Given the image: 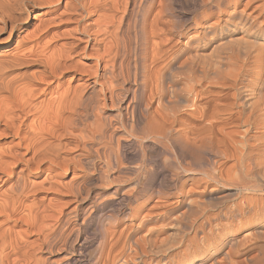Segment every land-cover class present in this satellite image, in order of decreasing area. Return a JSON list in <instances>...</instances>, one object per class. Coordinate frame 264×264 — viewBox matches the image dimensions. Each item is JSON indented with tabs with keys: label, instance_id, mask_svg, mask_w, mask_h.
Here are the masks:
<instances>
[{
	"label": "bare ground",
	"instance_id": "obj_1",
	"mask_svg": "<svg viewBox=\"0 0 264 264\" xmlns=\"http://www.w3.org/2000/svg\"><path fill=\"white\" fill-rule=\"evenodd\" d=\"M3 47L0 264H264V0H0Z\"/></svg>",
	"mask_w": 264,
	"mask_h": 264
},
{
	"label": "rangeland",
	"instance_id": "obj_2",
	"mask_svg": "<svg viewBox=\"0 0 264 264\" xmlns=\"http://www.w3.org/2000/svg\"><path fill=\"white\" fill-rule=\"evenodd\" d=\"M62 3H63V1H62ZM178 13H180V15H179L180 17H181V14H182V15L185 14V12L183 13V12H181V11H178L177 14H178ZM187 16H188V15H187ZM186 19H187V20L184 19V21H182V20H183V19H182V20L180 21L181 23L179 22L180 25H182V27L187 26V25L189 24V21H188V18H187V17H186ZM32 22H33V21H32ZM183 22H185V25H184ZM30 24H31V23H30ZM183 25H184V26H183ZM68 28L70 29V28H72V27L70 26V27H67L66 29H63V30H68ZM29 30H30V29H29ZM64 41H65V39L60 40V43H62V42H64ZM60 43H59V44H60ZM80 46H81V44H80ZM81 47H82V46H81ZM79 48H80V47H79ZM4 53H7V49L4 48V47H3V48H0V55H1V54L3 55ZM77 60H79L80 62L82 61V62H84V63H86V64L88 63V61H85L82 57H81V58H80V57H79V58L77 57ZM237 137H238V139L240 138L239 135H238ZM12 140H13V139H5V138L3 139V138H0V154L3 152V149L5 150V148L8 146V144H9L10 142H12ZM213 156H214V157H213ZM199 157H201V156H197V158L195 157L196 162H197V160H198V163L201 162L200 164H202V163L204 162V163H205V164H204L205 166H203V167H205V168H208V166L206 167L207 164L212 165V174H213L214 170H215L214 173H216V174H214V175H217V173H219V172L221 171L220 169H222L223 167H226L230 162H231V163L233 162L232 164H234V165L236 164V163H234L235 161L230 160L229 158H228L227 160H225V158H227V157H224V155H222V157H220V154H219V156L216 154V157H215V155L212 154V162H210L209 158H207L206 160H204L206 157H205L204 159H202L203 157H201V158H199ZM223 157H224V159H223ZM214 158H215V159H214ZM201 159H202V161H200ZM203 160H204V161H203ZM205 161H206V162H205ZM207 161H208V162H207ZM216 161H217V162H216ZM226 161H227V162H226ZM222 162H223V163H222ZM225 162H226V163H225ZM206 163H207V164H206ZM213 163H214V164H213ZM215 163H216V164H215ZM217 163H218V164H217ZM136 164H137V163H136ZM136 164L133 163L134 166H135ZM225 164H227V165H225ZM224 165H225V166H224ZM234 165H233V166H232V165H228V166L231 167V168H233V167L235 168V169L233 168V169H230V170H234V171H235V175L237 176V175H238V172H237L236 170H239V168L236 169L238 166H237V164H236V166H234ZM219 166H220V167H219ZM221 166H222V167H221ZM228 166L226 167L227 169H226V168H225V169L223 168L224 170L222 169L221 172H224L225 170H228V168H229ZM218 167H219V168H218ZM216 168H217V169H216ZM257 168H258V171H259L260 168H259V167H257ZM257 168H256V169H257ZM18 169H19V167L17 168V170H18ZM230 170H229L228 172L231 173L232 176H235V175L233 174L234 172H233V171H230ZM217 171H218V172H217ZM258 171H257V172H258ZM226 172H227V171H225V173H223V174H224V175L226 174V176H228L229 173L227 172V173H228V174H227ZM232 172H233V173H232ZM214 175H212V177H213ZM229 176H230V174H229ZM229 176H228V177H229ZM232 176H230L229 178H231ZM236 176H235V177H236ZM235 177H234V178H235ZM34 179H35V178H34ZM39 180H40V179H37V181H39ZM224 187H226V188H224ZM212 188L214 189V190L212 189V192L215 191V192H213V193H215V195H217V196H219V195H221V194L224 195V193L227 194V192L232 194V195H229V194L224 195V197L222 198V199H223L222 201H223V202H226V201H227V202H226L227 204H230L231 202L236 201V200L238 199L237 197H238L239 193H238V192H235V191H237V190H234L233 187H232V188H231V187H228V188H227V186H222L221 184H218V185H217V184H212ZM215 188H216V189H215ZM222 189H223V190H222ZM228 189H229V190H228ZM217 191H218V192H217ZM232 191L235 192V193H233ZM220 192H221V193H220ZM128 193H129V191H128ZM237 193H238V194H237ZM172 194H173V193H172ZM236 194H237V195H236ZM222 195H221V196H222ZM228 195H229V196H228ZM234 195H236V196L234 197ZM226 196H228V197H226ZM234 198H235V199H234ZM104 213L108 214V212H106V211H105ZM99 218H100V217H99ZM99 218L96 219V225H97V224L99 225V226H97V229H98V231H101V230H102L101 227H103V225H105L104 223H106V221H104V219H102V218H101V220H100ZM100 221H101V222H100ZM102 221H103L104 223H103ZM101 224H102V226H101ZM73 226H74V228H73ZM73 226H72V228L75 229L76 226H75V225H73ZM100 229H101V230H100ZM262 230H263V232H264V227H263ZM242 264H248V263L245 262V260H244V262H242Z\"/></svg>",
	"mask_w": 264,
	"mask_h": 264
}]
</instances>
